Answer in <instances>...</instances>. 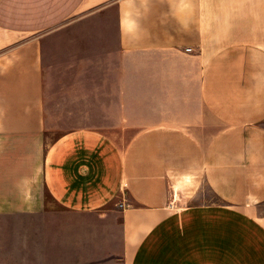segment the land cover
<instances>
[{"label":"crops","instance_id":"1","mask_svg":"<svg viewBox=\"0 0 264 264\" xmlns=\"http://www.w3.org/2000/svg\"><path fill=\"white\" fill-rule=\"evenodd\" d=\"M0 264H264V0H0Z\"/></svg>","mask_w":264,"mask_h":264},{"label":"built area","instance_id":"2","mask_svg":"<svg viewBox=\"0 0 264 264\" xmlns=\"http://www.w3.org/2000/svg\"><path fill=\"white\" fill-rule=\"evenodd\" d=\"M187 50H188V51H191L192 49H190V48H187Z\"/></svg>","mask_w":264,"mask_h":264},{"label":"rangeland","instance_id":"3","mask_svg":"<svg viewBox=\"0 0 264 264\" xmlns=\"http://www.w3.org/2000/svg\"><path fill=\"white\" fill-rule=\"evenodd\" d=\"M181 203V202H180Z\"/></svg>","mask_w":264,"mask_h":264}]
</instances>
